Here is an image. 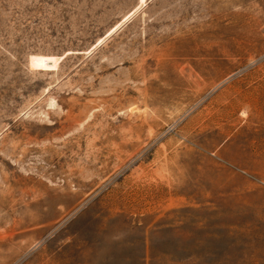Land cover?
I'll return each mask as SVG.
<instances>
[{"label": "rangeland", "instance_id": "rangeland-1", "mask_svg": "<svg viewBox=\"0 0 264 264\" xmlns=\"http://www.w3.org/2000/svg\"><path fill=\"white\" fill-rule=\"evenodd\" d=\"M0 264H264V0H0Z\"/></svg>", "mask_w": 264, "mask_h": 264}]
</instances>
